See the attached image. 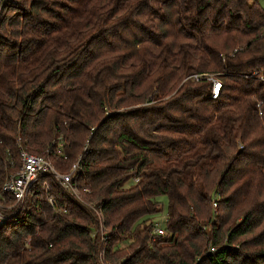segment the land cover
Wrapping results in <instances>:
<instances>
[{
	"label": "trees",
	"instance_id": "16d2710c",
	"mask_svg": "<svg viewBox=\"0 0 264 264\" xmlns=\"http://www.w3.org/2000/svg\"><path fill=\"white\" fill-rule=\"evenodd\" d=\"M257 71V0L6 4L0 189L26 151L63 174L79 163L81 198L43 176L0 225V264H264ZM210 75L222 82L216 99Z\"/></svg>",
	"mask_w": 264,
	"mask_h": 264
},
{
	"label": "built area",
	"instance_id": "2783aa9c",
	"mask_svg": "<svg viewBox=\"0 0 264 264\" xmlns=\"http://www.w3.org/2000/svg\"><path fill=\"white\" fill-rule=\"evenodd\" d=\"M250 78H256L264 84V75L259 71L255 72ZM193 79L198 81L200 77L193 76ZM221 89L222 82L215 78V81L213 80V99L218 97ZM260 107L261 105H259V108ZM21 157L22 159L19 170L15 176H13L2 187V189H0V225L8 220H12L16 217L15 214L18 215L24 209L29 193L45 175H52L61 186L68 188L70 193L81 198L78 194V190L73 187V184L71 183L75 172L80 169L79 163L73 166V170L70 174H60L45 156L22 151ZM46 190L48 191V189ZM12 202L15 203L13 206L11 204ZM50 203L53 205V200H50ZM4 210L12 211L13 214L11 213L12 215H7L3 213ZM153 233L156 238H165L166 236V232L161 226L155 228Z\"/></svg>",
	"mask_w": 264,
	"mask_h": 264
},
{
	"label": "rangeland",
	"instance_id": "374dc122",
	"mask_svg": "<svg viewBox=\"0 0 264 264\" xmlns=\"http://www.w3.org/2000/svg\"><path fill=\"white\" fill-rule=\"evenodd\" d=\"M258 1V3L260 4V6L262 7V9L264 10V0H257ZM12 4V0H0V15H1V11H2V8L6 5V4ZM207 78H209V82H211V83H213V80L215 81V77H214V75H210V76H208ZM258 78V77H257ZM193 79V78H192ZM260 81V80H259ZM41 156H43V155H41ZM21 159H22V157H21ZM78 163H76V165H77ZM72 170H73V167H72ZM72 170L71 171H69V172H66V173H64V174H70L71 172H72ZM60 173V172H59ZM60 174H63V173H60ZM160 201H161V203L163 204V206H164V210H163V212L162 213H159V214H157L156 216H154L153 218H152V221H153V223H155V224H157V225H159V224H162V222L164 221V219L167 217V201H166V197H161L160 198ZM12 204V206L15 204L14 202H12L11 203ZM90 207L91 208H93V205H90ZM16 215V217L18 216L17 214H15ZM103 227H101V229H102ZM103 230H101V232H102ZM102 235L104 236V234H103V232H102ZM128 243V242H127ZM126 242L125 243H121L119 246H120V248L121 249H124L125 247H126V244H127ZM212 251H214L213 249H212ZM102 256V255H101ZM101 262H102V264H106L105 263V260H104V257L102 258L101 257Z\"/></svg>",
	"mask_w": 264,
	"mask_h": 264
}]
</instances>
